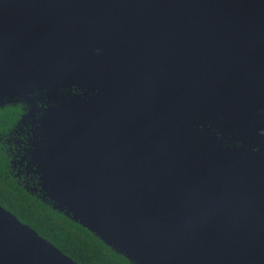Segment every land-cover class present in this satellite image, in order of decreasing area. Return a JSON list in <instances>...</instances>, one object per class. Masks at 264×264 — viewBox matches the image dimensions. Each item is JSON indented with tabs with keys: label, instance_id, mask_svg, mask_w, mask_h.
Here are the masks:
<instances>
[{
	"label": "water",
	"instance_id": "95a60500",
	"mask_svg": "<svg viewBox=\"0 0 264 264\" xmlns=\"http://www.w3.org/2000/svg\"><path fill=\"white\" fill-rule=\"evenodd\" d=\"M39 100L53 209L132 264H264V0H0V107ZM0 264L79 263L0 205Z\"/></svg>",
	"mask_w": 264,
	"mask_h": 264
},
{
	"label": "trees",
	"instance_id": "16d2710c",
	"mask_svg": "<svg viewBox=\"0 0 264 264\" xmlns=\"http://www.w3.org/2000/svg\"><path fill=\"white\" fill-rule=\"evenodd\" d=\"M14 114V111L0 109V127L5 122L9 123ZM4 170L3 160L0 159V205L11 211L21 222L31 226L75 262L132 264L78 222L53 209L48 201L27 192L14 180L6 177Z\"/></svg>",
	"mask_w": 264,
	"mask_h": 264
},
{
	"label": "flooded vegetation",
	"instance_id": "af4514ba",
	"mask_svg": "<svg viewBox=\"0 0 264 264\" xmlns=\"http://www.w3.org/2000/svg\"><path fill=\"white\" fill-rule=\"evenodd\" d=\"M42 105L45 106L39 100L36 105L15 102L0 108L15 112L10 122H5L0 127V159L4 163V174L37 197L44 192L38 184V168L29 163V152L32 150L31 142L35 126L38 125V117L42 112L39 108Z\"/></svg>",
	"mask_w": 264,
	"mask_h": 264
}]
</instances>
